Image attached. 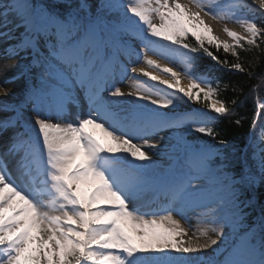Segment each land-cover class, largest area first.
<instances>
[{
	"label": "snow or ice",
	"instance_id": "1",
	"mask_svg": "<svg viewBox=\"0 0 264 264\" xmlns=\"http://www.w3.org/2000/svg\"><path fill=\"white\" fill-rule=\"evenodd\" d=\"M0 45V264H264V128L198 64L253 75L264 0H0Z\"/></svg>",
	"mask_w": 264,
	"mask_h": 264
},
{
	"label": "trees",
	"instance_id": "2",
	"mask_svg": "<svg viewBox=\"0 0 264 264\" xmlns=\"http://www.w3.org/2000/svg\"><path fill=\"white\" fill-rule=\"evenodd\" d=\"M247 15L251 18L253 16L251 13H247ZM210 51L221 59L226 58L230 62H235L234 57L225 54L222 50L217 51L215 48H210ZM240 56V63L253 75L249 76L247 72L229 71L203 54H201L198 64L201 72L207 68H212L214 69L213 75L228 84V89L221 93V99L225 100L229 107H234L231 103L232 100H237L238 104L241 101L243 102L235 108V115L231 119L221 118L217 125V130L221 132L224 139L242 147L250 143L253 137L259 139L264 127V110L259 109L257 106L258 100L264 103V52H261L260 49H252L248 52L241 51ZM234 88L236 91H233ZM191 107L199 108L200 105L193 104ZM237 118L241 121L239 125L235 123ZM204 139L207 138L204 137ZM257 214L253 213V216Z\"/></svg>",
	"mask_w": 264,
	"mask_h": 264
},
{
	"label": "rangeland",
	"instance_id": "3",
	"mask_svg": "<svg viewBox=\"0 0 264 264\" xmlns=\"http://www.w3.org/2000/svg\"><path fill=\"white\" fill-rule=\"evenodd\" d=\"M233 24H237V23H233ZM221 25L224 26L223 24H221ZM3 47H4L3 45H0V51L2 53H3ZM6 62H7V60L4 59V57L2 59H0V87H7L10 90H12L14 85H17V86L20 85L21 86L20 90H21L24 87V84H23L22 81H17L16 83H9V84H5L4 83L5 76H3V72L5 71L4 69H5V63ZM8 62L9 63H14L13 61H8ZM117 83H118V86L121 87L122 90H125V91L129 90V85H130V81L129 80L125 79L122 82L117 81ZM16 92H18V91L15 90L13 93H16ZM105 98L106 99H115V98L109 97L108 95ZM128 99H134V98L129 97ZM165 135H170V133H165ZM97 136H98V138L103 139V133H101L99 130L97 132ZM157 159H159L161 161V163L165 162L163 157H158ZM182 223H183V221H182ZM192 224L195 225V218H193ZM187 226L188 225H185V227H187ZM193 230H194V228H193ZM225 231L227 232V231H229V229L226 228ZM191 234H192V231L189 232V235H191ZM210 235H212V234L210 233ZM213 238H215V237H213ZM207 254L211 255L212 254V249H208L207 250ZM226 254L227 253L221 255L220 259H223L224 255H226Z\"/></svg>",
	"mask_w": 264,
	"mask_h": 264
},
{
	"label": "bare ground",
	"instance_id": "4",
	"mask_svg": "<svg viewBox=\"0 0 264 264\" xmlns=\"http://www.w3.org/2000/svg\"><path fill=\"white\" fill-rule=\"evenodd\" d=\"M182 2H185V0H182ZM206 22L209 23L212 27H213V30H214V34L219 36L221 40H229V42L231 41L230 38H228L226 36V34L222 31L223 27L220 23H218L217 21H213L211 20L210 18H206ZM228 27L229 28H232L233 30L237 31V32H243V29L240 27V25H234V24H228ZM7 64H11L9 62H6L5 63V66ZM12 75V72H3V76H11ZM188 82H185V81H182V85L183 86H187ZM21 86L20 85H14L13 86V89L11 90L12 92H14L15 90L17 91L18 89H20ZM14 90V91H13ZM96 132V130H94ZM164 135V134H162ZM167 143V141H163L162 142V145Z\"/></svg>",
	"mask_w": 264,
	"mask_h": 264
}]
</instances>
